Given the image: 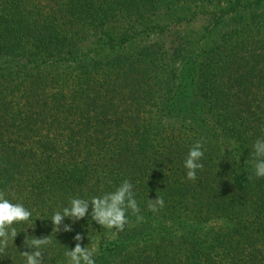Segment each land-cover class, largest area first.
<instances>
[{"label": "trees", "instance_id": "1", "mask_svg": "<svg viewBox=\"0 0 264 264\" xmlns=\"http://www.w3.org/2000/svg\"><path fill=\"white\" fill-rule=\"evenodd\" d=\"M261 137L264 0H0V191L32 213L0 264L31 251L26 235L51 236L44 264H67L77 234L95 264H264ZM125 179L142 222L128 210L124 231L103 229L90 205L54 231L70 199Z\"/></svg>", "mask_w": 264, "mask_h": 264}, {"label": "clouds", "instance_id": "2", "mask_svg": "<svg viewBox=\"0 0 264 264\" xmlns=\"http://www.w3.org/2000/svg\"><path fill=\"white\" fill-rule=\"evenodd\" d=\"M202 142H196L189 150L184 161L186 169V178L189 181L197 179V171L203 169L200 162L204 157ZM252 172L256 178H264V137L258 138L252 145ZM251 178V177H250ZM133 184L130 180L125 179L112 192L105 193L103 196L92 197L90 200L81 198L70 199L69 206L56 211L51 217L54 225V231L59 232L65 218L73 222L84 219L89 214L91 205V219L99 224L103 229L124 231L128 223L127 212L131 210L136 216L137 222L143 221V216L139 215L140 208L137 200L134 198ZM164 207V200L158 196L157 199H149L148 208L153 213L158 212ZM32 213L21 203H12L6 198L5 193L0 191V252H4L8 247L9 241H15L19 234L14 224L27 222L30 220ZM65 232H71V225H64ZM74 239L77 241L75 248L67 250L64 255L67 258V264H95L94 255L96 246L91 242V246L82 247L83 237L77 234ZM52 243V238L27 236L24 242L25 248L31 251H23L25 264H44L43 253L41 249Z\"/></svg>", "mask_w": 264, "mask_h": 264}, {"label": "rangeland", "instance_id": "3", "mask_svg": "<svg viewBox=\"0 0 264 264\" xmlns=\"http://www.w3.org/2000/svg\"><path fill=\"white\" fill-rule=\"evenodd\" d=\"M201 9H202V7H199V6H196V5H192V6H189V7L185 8L184 10H179V12H180V15L182 17H185V16H187V15H189V14L195 12V11L199 12ZM208 9L210 10L212 8L209 7ZM163 19H167V18H162L161 20H163ZM170 21L172 22L174 20L171 19ZM200 24H201L200 21H197L196 24H193L191 26L182 25L181 27H178V28H179L181 33H183V32L187 33V32H192V30H194V31L198 30V28L200 27ZM8 247H9V244H8ZM13 255L14 256L18 255V253L13 254ZM13 255L12 254L9 255V252H8L7 257L9 258V256H10V258H9V261H6L5 264H11V261L14 259ZM0 262H2L1 259H0ZM24 262H25V260H24L23 256H21V258L18 259V260L12 261L13 264H24Z\"/></svg>", "mask_w": 264, "mask_h": 264}]
</instances>
